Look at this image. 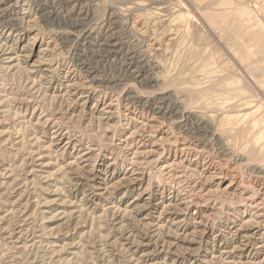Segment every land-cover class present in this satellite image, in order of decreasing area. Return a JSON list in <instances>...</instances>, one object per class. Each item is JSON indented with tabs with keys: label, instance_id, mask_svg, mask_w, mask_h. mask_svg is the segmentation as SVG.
I'll use <instances>...</instances> for the list:
<instances>
[{
	"label": "rangeland",
	"instance_id": "obj_1",
	"mask_svg": "<svg viewBox=\"0 0 264 264\" xmlns=\"http://www.w3.org/2000/svg\"><path fill=\"white\" fill-rule=\"evenodd\" d=\"M0 264H264V0H0Z\"/></svg>",
	"mask_w": 264,
	"mask_h": 264
},
{
	"label": "bare ground",
	"instance_id": "obj_2",
	"mask_svg": "<svg viewBox=\"0 0 264 264\" xmlns=\"http://www.w3.org/2000/svg\"><path fill=\"white\" fill-rule=\"evenodd\" d=\"M104 41V40H103ZM104 44H106V45H108V46H112V47H114V46H116L117 45V43H114L113 41H112V37H108V38H106L105 39V42H104ZM103 48H105V47H103ZM102 48V49H103ZM113 49V48H112ZM104 50V49H103ZM86 60V59H85ZM83 62V61H82ZM81 62V63H82ZM128 62V61H127ZM126 62V64L128 65V66H131L132 65V62L130 61V62H128L127 63ZM93 67V66H92ZM91 67V68H92ZM82 68H83V66H82ZM89 68H90V66H89ZM96 68V67H95ZM87 70V69H86ZM84 72V71H83ZM87 73H88V75L90 76L93 72H90V71H86ZM98 76V75H97ZM86 78V77H85ZM94 78H96V77H94ZM87 80V79H86ZM93 80H95V79H93ZM157 101V100H156ZM159 103V102H158ZM149 105H153V107L151 108V110L154 112V113H159V112H162V105H156V104H154V103H152V104H150V102L148 103V105L147 106H149ZM143 107V106H142ZM183 113V112H182ZM178 117V116H177ZM189 118V117H188ZM182 120V119H181ZM187 121H188V119H187ZM195 127V126H194ZM181 131H183L184 133H188V132H191L190 134L192 135H190V138L189 139H192V138H194V137H198V139H195V140H197V141H204V139L203 138H201V135L203 134V133H206L207 132V129L206 128H204V127H201L200 125H198V126H196L192 131H190V130H187V128H186V124L185 125H183L182 127H181ZM182 134V133H181ZM189 134V133H188ZM207 134V133H206ZM184 137V136H183ZM185 139V138H184ZM194 143V142H193ZM205 145V144H204ZM183 146V145H182ZM187 146V145H186ZM190 146V145H189ZM191 151V150H190Z\"/></svg>",
	"mask_w": 264,
	"mask_h": 264
}]
</instances>
